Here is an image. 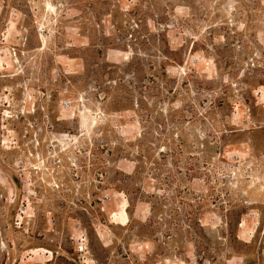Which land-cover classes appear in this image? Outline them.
I'll list each match as a JSON object with an SVG mask.
<instances>
[{"label": "rangeland", "instance_id": "rangeland-1", "mask_svg": "<svg viewBox=\"0 0 264 264\" xmlns=\"http://www.w3.org/2000/svg\"><path fill=\"white\" fill-rule=\"evenodd\" d=\"M0 264H264V0H0Z\"/></svg>", "mask_w": 264, "mask_h": 264}, {"label": "built area", "instance_id": "built-area-1", "mask_svg": "<svg viewBox=\"0 0 264 264\" xmlns=\"http://www.w3.org/2000/svg\"><path fill=\"white\" fill-rule=\"evenodd\" d=\"M64 106H68V103L67 102H64V104H63Z\"/></svg>", "mask_w": 264, "mask_h": 264}]
</instances>
